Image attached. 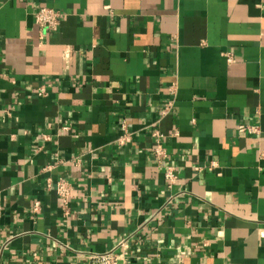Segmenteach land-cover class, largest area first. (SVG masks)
<instances>
[{"label": "crops", "instance_id": "crops-1", "mask_svg": "<svg viewBox=\"0 0 264 264\" xmlns=\"http://www.w3.org/2000/svg\"><path fill=\"white\" fill-rule=\"evenodd\" d=\"M123 241L119 264H264V0H0V264Z\"/></svg>", "mask_w": 264, "mask_h": 264}, {"label": "built area", "instance_id": "built-area-1", "mask_svg": "<svg viewBox=\"0 0 264 264\" xmlns=\"http://www.w3.org/2000/svg\"><path fill=\"white\" fill-rule=\"evenodd\" d=\"M35 21L40 29L41 34L50 33L58 29L60 24V14L51 8H43L36 13ZM44 94L45 91L43 90L41 92V95ZM122 128L124 129L125 132L123 137L121 138V143L123 144V143H127L130 140L131 135L126 131L125 126H123ZM239 130L241 132L249 133V134L259 133V128L255 126L252 127L241 126L239 127ZM156 136L161 138L159 133H156ZM159 143L160 142H158V144ZM156 155L158 157L164 156V151L161 148L160 144L156 149ZM166 179L170 183H174V181L176 180L175 174L171 169L167 171ZM56 192L66 208L73 195L71 185L68 182L59 181L56 185ZM125 247H126V242L123 241L112 251L102 254H92L89 256V258L91 259L93 264H119L122 260H124V257H122L119 251L120 250L124 251L123 249Z\"/></svg>", "mask_w": 264, "mask_h": 264}]
</instances>
